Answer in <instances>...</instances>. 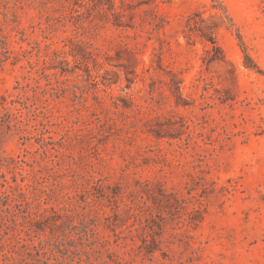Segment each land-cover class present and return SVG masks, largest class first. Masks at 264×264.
I'll return each instance as SVG.
<instances>
[{"label": "rangeland", "instance_id": "obj_1", "mask_svg": "<svg viewBox=\"0 0 264 264\" xmlns=\"http://www.w3.org/2000/svg\"><path fill=\"white\" fill-rule=\"evenodd\" d=\"M6 103L0 264H264V0H0Z\"/></svg>", "mask_w": 264, "mask_h": 264}, {"label": "trees", "instance_id": "obj_2", "mask_svg": "<svg viewBox=\"0 0 264 264\" xmlns=\"http://www.w3.org/2000/svg\"><path fill=\"white\" fill-rule=\"evenodd\" d=\"M5 52H4V56L9 59V53L10 51L7 49V45L5 44ZM18 103L17 101H12L10 104L14 105ZM8 103H6L5 105L0 106V111L3 110L5 112L4 117L7 118V122L11 125L13 123H15L14 125L18 126V125H25L26 121L23 120V112L22 110H19L17 108L12 109L8 107ZM16 111V113H14Z\"/></svg>", "mask_w": 264, "mask_h": 264}]
</instances>
